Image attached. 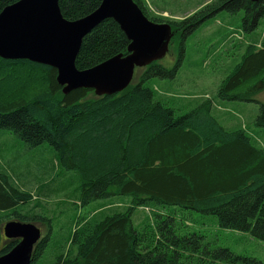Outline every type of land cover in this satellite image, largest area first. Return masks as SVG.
<instances>
[{"label": "trees", "instance_id": "1", "mask_svg": "<svg viewBox=\"0 0 264 264\" xmlns=\"http://www.w3.org/2000/svg\"><path fill=\"white\" fill-rule=\"evenodd\" d=\"M16 1L0 0V11ZM134 1L151 21L171 25L170 42L175 39L178 55L172 69L158 61L141 72L136 68L131 83L117 94L96 96L81 88L64 95L55 69L0 58V130L28 148L51 146L62 170L77 175L81 205L115 195L130 198L123 212L79 221L55 264H262L228 248H211L198 232L181 234L176 218L157 209L177 206L213 215L223 228L264 240V148L245 128L221 124L210 98L177 114L156 98L149 82L153 77H173L186 36L221 11H242L239 31H253L264 19V0H214L178 20L155 17L143 0ZM100 2L58 0V5L65 19L76 20ZM128 44L117 23L106 19L83 38L75 65L87 69L126 55ZM241 47L240 61L221 81L216 96L259 104L254 122L264 128V101L258 98L264 92V34L237 48ZM33 198L0 169V256L17 243L4 238L6 221L42 223L50 232V218L16 210ZM136 207L152 211L143 231L132 225ZM48 240L49 233L37 243L31 264L43 256Z\"/></svg>", "mask_w": 264, "mask_h": 264}, {"label": "rangeland", "instance_id": "2", "mask_svg": "<svg viewBox=\"0 0 264 264\" xmlns=\"http://www.w3.org/2000/svg\"><path fill=\"white\" fill-rule=\"evenodd\" d=\"M211 1L214 0H143L149 14L177 20L191 15ZM242 15V11L236 14L221 11L208 19L186 36L183 58L173 77H153L149 86L154 90L156 98L173 107L177 114L189 111L203 98H210L213 103L212 113L221 124L234 129L245 128L264 148V128L256 126L254 122L259 113V104L221 100L216 96L221 81L240 61L243 47H237L250 40H257L264 34V19L251 32L239 31ZM169 45L167 54L158 60V64L172 69L178 55L175 39ZM143 68L137 71L141 72ZM258 98L264 101V92ZM0 169L9 174L16 186L34 195L33 199L19 205L16 210L21 214L26 211L30 215L44 216L52 221L50 232L45 224L36 223L42 236L49 233V240L43 256L35 264H55L69 235L84 217L93 215L100 220L106 215L125 211L129 205L130 198L123 195L81 205L77 175L73 171L62 170L51 146L43 143L28 148L14 135L3 130H0ZM157 211L172 214L183 228L181 234L198 232L204 236L203 242L211 248H228L236 255L264 264V240L248 232L223 228L213 215L177 206L159 207ZM151 213V208L136 207L131 215L133 227L137 231L146 229L150 224Z\"/></svg>", "mask_w": 264, "mask_h": 264}, {"label": "water", "instance_id": "3", "mask_svg": "<svg viewBox=\"0 0 264 264\" xmlns=\"http://www.w3.org/2000/svg\"><path fill=\"white\" fill-rule=\"evenodd\" d=\"M106 19L117 23L128 39L126 55L78 69L75 61L83 38ZM172 36L169 23L151 21L134 0H101L94 11L76 20L62 16L58 0H18L0 11V58L55 69V81L64 95L81 88L96 96L121 92L131 83L136 68L167 54ZM2 234L17 243L0 256V264H31L42 238L40 228L13 219L3 223Z\"/></svg>", "mask_w": 264, "mask_h": 264}, {"label": "bare ground", "instance_id": "4", "mask_svg": "<svg viewBox=\"0 0 264 264\" xmlns=\"http://www.w3.org/2000/svg\"><path fill=\"white\" fill-rule=\"evenodd\" d=\"M95 66V65H94ZM93 67V66H92ZM91 68V67H90ZM88 69V68H87ZM82 70H84V69H82Z\"/></svg>", "mask_w": 264, "mask_h": 264}, {"label": "flooded vegetation", "instance_id": "5", "mask_svg": "<svg viewBox=\"0 0 264 264\" xmlns=\"http://www.w3.org/2000/svg\"><path fill=\"white\" fill-rule=\"evenodd\" d=\"M145 4V3H144ZM43 237V236H42Z\"/></svg>", "mask_w": 264, "mask_h": 264}]
</instances>
